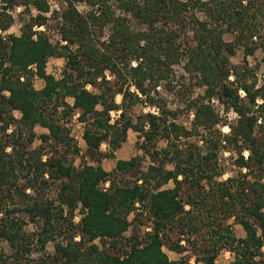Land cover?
Listing matches in <instances>:
<instances>
[{"label":"trees","instance_id":"1","mask_svg":"<svg viewBox=\"0 0 264 264\" xmlns=\"http://www.w3.org/2000/svg\"><path fill=\"white\" fill-rule=\"evenodd\" d=\"M62 1L58 11L48 0H1L0 264H188L193 256L219 264L224 250L234 256L227 264H264V77L248 59L261 49L264 62V0ZM18 4L37 14L19 35L6 33ZM236 47L242 64L231 62ZM51 58L66 60L60 77L47 70ZM182 62L188 81H177ZM162 83L180 96L204 88L185 102L195 108L190 127L178 121L183 109L155 94ZM212 99L238 114L228 134ZM141 103L156 112L134 118ZM74 116L89 157L79 167L81 148L67 126ZM130 130L143 154L116 158ZM230 146L239 172L223 180L219 158ZM106 158L116 159L112 170Z\"/></svg>","mask_w":264,"mask_h":264},{"label":"rangeland","instance_id":"2","mask_svg":"<svg viewBox=\"0 0 264 264\" xmlns=\"http://www.w3.org/2000/svg\"><path fill=\"white\" fill-rule=\"evenodd\" d=\"M19 1V0H18ZM52 6V9L58 10L60 11L62 9L63 6V1L62 0H48ZM0 5H1V0H0ZM78 7L81 11L85 12L86 10H88L90 8V6L85 3V2H79ZM13 16H14V23L11 26V28L8 30V32L6 33H15V34H20L21 33V27L23 25V21L24 19L27 17L29 18L32 15H36L37 11L34 8L33 5L30 6V8H26V6L24 5H16L15 8H13L12 10L9 11ZM198 16L201 18H204L205 15L202 12H197ZM128 17L130 18L131 24L134 27V29L137 31L141 28V24L138 23V21L132 17V15H128ZM48 32L51 36V39L55 42L58 41L60 39V35L59 32L57 31V26L56 23H52L50 28L48 29ZM106 34L109 33V30H106ZM225 39L228 41H233L234 36L231 32H228L225 34ZM262 50L259 49L255 52V54L253 56H250L249 59V65L251 67H253L256 70V74L261 78L264 77V62L262 61ZM231 62L233 64H242L244 62V51L243 48L241 47H236V53L231 57ZM65 63L66 60L65 58H51L47 64V70L48 72L54 74L57 77H60L63 73V69L65 67ZM174 70H175V74L177 75V81L180 79L185 78L186 81L190 80V74L187 73L184 68H183V62L181 64H176L174 66ZM32 81L34 83V85L37 88H41L44 85V81L39 78L38 76H34L32 78ZM204 91V88L201 86H195L193 88V91L191 92L190 95L188 96H180V94L178 93V88H174V87H169L167 84L162 83L160 84V86L157 88V90L155 91V94L157 96L163 97L165 98V100L167 101L168 107L169 108H178L180 107L181 109H183L182 111H180L179 117H178V121L184 123L186 126L190 127L191 126V122L192 119L194 117V113H195V108L189 110V109H185V102L186 100L191 101L193 99H196L199 95H202ZM242 94L244 95L245 93L242 91ZM118 101L121 100V96L117 97ZM214 105V107L216 108V112L219 114V116L222 118L223 123H220L218 125V127L226 134L229 133L230 131V124L232 123H236L237 119H238V114L234 111V110H225L224 106L217 100V99H212L211 101ZM156 112L155 108H152L150 106H147L143 103L135 106L132 109V116L135 118L138 114L142 113V112ZM14 114L16 115V117H20L21 114L19 111H14ZM67 126L69 127L70 131H71V135L75 138V140L77 141L79 147L81 148V152L79 155H77L75 157V166L79 167L81 166L85 161H89V157L86 154V144L85 141L83 139V132H84V124L79 122L77 119V116H74L72 119L67 121ZM47 131L46 129L42 128V127H38L37 128V133H43ZM140 135L133 131L130 130L129 135H128V139L127 141L123 144L122 148L118 151V153L116 154V158H123V159H129L135 155H142L143 151L140 149V145H139V141H140ZM196 139L194 138L192 141L194 142ZM40 144V140H36L33 143V147H37ZM107 148V145L104 144L102 146V149L105 150ZM234 148H232L231 146L226 148L224 151L221 152L220 154V166L223 170V176L221 177V179H227L230 176H235L238 174L239 172V168L237 166L236 163V151L233 150ZM249 154V151L245 150L244 151V155L247 157ZM150 160L147 157L144 161H143V168H147V166L149 165ZM103 166L107 169V170H112L115 165H116V159H104L102 162ZM244 171H247L246 169H244ZM109 183H106V186H108ZM173 186V182L169 183L168 185H166L165 187H172ZM133 215L130 216V218H132ZM76 220H79V216L76 217ZM228 223H230L233 226V230L236 233L237 236H244L245 235V231L243 229V227L234 222V219H230L228 221ZM29 230L33 231L36 229L35 225L33 224H29L26 226ZM131 232L127 233V236L130 235ZM97 243H99V241H96ZM183 244H186V242L183 241ZM1 246H3L8 253L11 252V249L9 248V246L6 243H2ZM48 251L52 252L54 250V244L50 243L48 245ZM264 249V248H263ZM165 251L169 254L171 259H178L181 254L169 250L167 248H165ZM184 254L186 255H191L190 251H186ZM34 257H38L39 253L38 252H34L33 253ZM234 258L233 254L230 251L224 250L221 252V254L218 257V263L219 264H227L230 261H232ZM188 264H204L202 262H197L195 256L191 257L190 261Z\"/></svg>","mask_w":264,"mask_h":264},{"label":"built area","instance_id":"3","mask_svg":"<svg viewBox=\"0 0 264 264\" xmlns=\"http://www.w3.org/2000/svg\"><path fill=\"white\" fill-rule=\"evenodd\" d=\"M112 114H113V116L116 115L114 112H113ZM145 229H146V230H151L150 226H149V227H146Z\"/></svg>","mask_w":264,"mask_h":264},{"label":"crops","instance_id":"4","mask_svg":"<svg viewBox=\"0 0 264 264\" xmlns=\"http://www.w3.org/2000/svg\"><path fill=\"white\" fill-rule=\"evenodd\" d=\"M85 144H86V143H85ZM103 145H104V144H103ZM122 146H123V145H122ZM121 148H122V147H121ZM121 148H120V149H121ZM106 149H107V148H106ZM120 149H119V150H120ZM119 150H118V151H119ZM118 151L116 152V154L118 153ZM106 159H108V158H106ZM122 159H123V158H122Z\"/></svg>","mask_w":264,"mask_h":264}]
</instances>
